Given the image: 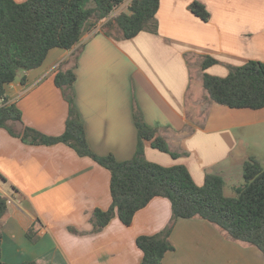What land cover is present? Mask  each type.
<instances>
[{"label":"crops","instance_id":"1","mask_svg":"<svg viewBox=\"0 0 264 264\" xmlns=\"http://www.w3.org/2000/svg\"><path fill=\"white\" fill-rule=\"evenodd\" d=\"M194 2L207 8L209 21L191 12ZM129 6L124 13L131 14ZM156 18V33L131 39L111 37L90 21L73 49H53L41 67L21 72L6 86L8 104L22 112V123L13 127L62 135L70 107L55 77L74 69V104L94 153L131 160L139 145V114L179 155L145 142L148 161L183 165L198 186L208 173L218 174L225 195L235 197L245 163L254 157L264 167V108L215 103L203 77L224 78L233 67L264 62V0H160ZM207 56L218 63L203 70ZM0 197L7 202L0 220L2 264H141L138 237L158 234L172 218L171 202L157 197L130 227L115 217L93 233V212L112 205L111 173L65 144L29 145L3 128ZM171 240L176 249L162 264H264L258 248L201 219L178 220Z\"/></svg>","mask_w":264,"mask_h":264},{"label":"trees","instance_id":"2","mask_svg":"<svg viewBox=\"0 0 264 264\" xmlns=\"http://www.w3.org/2000/svg\"><path fill=\"white\" fill-rule=\"evenodd\" d=\"M127 1L131 14L123 12L110 18ZM159 6L160 0H26L23 3L0 0V128L29 145L65 144L80 157L91 158L111 173L112 205L108 210L93 212V233L101 232L115 217L130 227L137 212L153 199H168L172 206L169 224L158 234L137 239V246L144 254L141 264H162L165 256L175 251L171 236L180 219L204 220L227 238L254 246L264 255V167L256 158L245 163L244 185L235 190L236 196L227 197L225 181L218 174L208 173L204 185L198 186L185 166L165 167L148 161L145 142H151L155 149L175 159L179 155L170 150L165 139L145 124L139 114L135 116L139 133L136 155L125 162L112 155L99 156L90 148L75 108L74 69L61 70L55 77V84L70 107L62 135L48 136L30 127L17 132L13 127L22 123V112L15 104H8L6 86L17 80L21 72L41 67L53 49H73L90 21L107 20L102 31L117 39H131L143 31L156 33ZM190 10L203 21H209L210 13L203 4L194 2ZM217 63L207 56L202 68L206 70ZM21 81H26L25 75ZM203 86L217 104L231 109H263L264 62L249 61L233 67L224 78L205 74ZM6 211V199L0 197V220ZM31 230L28 236L32 239ZM70 230L76 232L74 228Z\"/></svg>","mask_w":264,"mask_h":264},{"label":"rangeland","instance_id":"3","mask_svg":"<svg viewBox=\"0 0 264 264\" xmlns=\"http://www.w3.org/2000/svg\"><path fill=\"white\" fill-rule=\"evenodd\" d=\"M129 4H130V1H127L119 9H117L115 12H113V14L111 15L110 18L115 17V16L119 15L120 13L126 12L128 10ZM106 21H102V22L95 23V24L96 25H102L103 26ZM35 234H36V232L34 231V229H32L31 230V235L34 237ZM34 240H35V238H34Z\"/></svg>","mask_w":264,"mask_h":264}]
</instances>
